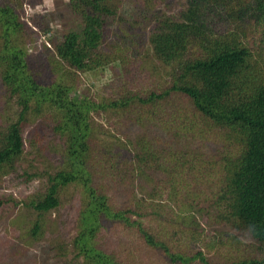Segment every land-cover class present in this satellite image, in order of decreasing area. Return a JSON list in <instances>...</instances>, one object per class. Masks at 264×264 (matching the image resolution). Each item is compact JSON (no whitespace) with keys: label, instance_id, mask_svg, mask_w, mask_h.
I'll list each match as a JSON object with an SVG mask.
<instances>
[{"label":"trees","instance_id":"obj_1","mask_svg":"<svg viewBox=\"0 0 264 264\" xmlns=\"http://www.w3.org/2000/svg\"><path fill=\"white\" fill-rule=\"evenodd\" d=\"M39 1L0 0V179L25 161L43 181L0 191V264L63 258V236L39 255L14 238L65 204L71 264H264V0H67L60 37L24 18ZM105 68L114 94L78 90Z\"/></svg>","mask_w":264,"mask_h":264},{"label":"rangeland","instance_id":"obj_2","mask_svg":"<svg viewBox=\"0 0 264 264\" xmlns=\"http://www.w3.org/2000/svg\"><path fill=\"white\" fill-rule=\"evenodd\" d=\"M121 1L123 8L126 9L128 6V0ZM176 8V4H171L168 7L169 10H175ZM22 10L24 18L29 17L33 13L42 15L45 23L48 26V34L56 37H60L62 34L69 30H78L79 28L78 16L71 11L67 0H40L39 2H33L30 5H23ZM120 10H118V12H120ZM107 23L110 26L113 25V22L111 20H108ZM48 34H36L34 37V44L29 46V51L34 47V45H37L39 47L40 43L44 41L45 37ZM117 74L118 73L116 68H105L97 71L83 73L80 75L78 90L79 88H87L92 96L98 97L106 96L108 94H114L116 91L115 82L118 79ZM6 107L7 105L5 106L3 99L0 98V115H2L3 111L5 113L7 112ZM28 130L29 128H26L23 134L24 151L26 153H29L27 154V158H32L33 150L30 149L28 143ZM131 132H135V128H132ZM33 165H35L36 168L40 166V164H38V159H35L33 161ZM26 167H28L27 163L25 161H22L16 172L2 177L0 179V191H3L4 193H10L14 197L19 199L20 196L24 194H28L37 189H40L43 184V181L41 179L32 177L31 179L24 180L25 177L22 176L21 171ZM28 171L31 172L32 170L29 169ZM46 218L47 221L44 231L36 237L29 238L25 233V227L28 224L29 215L24 213V215L21 216L22 220L19 224L24 228L21 230L20 236L17 239L14 238L15 242L26 246L29 253L39 255L41 254L40 251L42 249L46 250L47 248L51 247L55 239L63 236L64 239L62 243L64 244L65 248L64 256L62 258L54 254V252H50L49 256L54 260H52L53 264H71L73 261L79 260V258H76L75 251L70 244L71 235L74 234L73 230H71L70 226H68V221L74 218V210L72 209V207L69 206V204H65L64 206L55 208L46 215ZM205 230H211L216 234L223 232L229 233L236 237H239L237 232L230 230L224 225L205 227ZM3 231L4 225L0 220V236L2 235L1 232ZM232 240L235 241L234 238H232Z\"/></svg>","mask_w":264,"mask_h":264}]
</instances>
